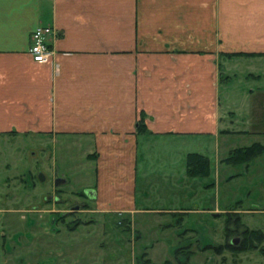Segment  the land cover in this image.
I'll return each mask as SVG.
<instances>
[{
	"label": "crops",
	"instance_id": "crops-1",
	"mask_svg": "<svg viewBox=\"0 0 264 264\" xmlns=\"http://www.w3.org/2000/svg\"><path fill=\"white\" fill-rule=\"evenodd\" d=\"M39 24L46 62L28 52ZM263 55L264 0H0V134L80 137L96 162L84 195L132 210L153 150L167 154L152 138L228 129Z\"/></svg>",
	"mask_w": 264,
	"mask_h": 264
},
{
	"label": "rangeland",
	"instance_id": "rangeland-1",
	"mask_svg": "<svg viewBox=\"0 0 264 264\" xmlns=\"http://www.w3.org/2000/svg\"><path fill=\"white\" fill-rule=\"evenodd\" d=\"M248 58L254 69L244 76L259 75L239 87V118L227 115L232 100L221 104L228 129L152 138L167 154L157 159L153 150L132 210L103 211L84 195L96 162L80 137L0 134V264H264V238L242 251L226 246L243 228L264 233V150L247 162L223 160L236 147L264 144V55ZM193 151L208 156V175L186 173ZM57 176L65 181L55 185Z\"/></svg>",
	"mask_w": 264,
	"mask_h": 264
},
{
	"label": "trees",
	"instance_id": "trees-1",
	"mask_svg": "<svg viewBox=\"0 0 264 264\" xmlns=\"http://www.w3.org/2000/svg\"><path fill=\"white\" fill-rule=\"evenodd\" d=\"M264 150V144L260 141H254L250 144L234 148L223 160L227 163H242L247 162L252 157L258 155ZM186 173L189 176H206L209 174L210 166L208 156L199 152H191L186 156ZM236 212V211H235ZM231 217L226 219L227 223ZM239 213L234 215L235 225L240 224ZM227 228H229L227 226ZM229 230V229H228ZM240 241H232V238L226 243V246L235 251H242L255 247V240L264 238V233L256 228H243ZM221 246H216L215 250H220ZM161 264H173L169 259H165Z\"/></svg>",
	"mask_w": 264,
	"mask_h": 264
},
{
	"label": "built area",
	"instance_id": "built-area-1",
	"mask_svg": "<svg viewBox=\"0 0 264 264\" xmlns=\"http://www.w3.org/2000/svg\"><path fill=\"white\" fill-rule=\"evenodd\" d=\"M53 32L52 26L39 24L31 32V41L28 52L36 62H46L52 50L49 43V35Z\"/></svg>",
	"mask_w": 264,
	"mask_h": 264
},
{
	"label": "water",
	"instance_id": "water-1",
	"mask_svg": "<svg viewBox=\"0 0 264 264\" xmlns=\"http://www.w3.org/2000/svg\"><path fill=\"white\" fill-rule=\"evenodd\" d=\"M65 179L63 177L57 176L54 180V184L57 185L60 182H64ZM85 192H87L89 195H93L94 194V190L90 189V188H86ZM238 238V237H237ZM237 238H232V241H236Z\"/></svg>",
	"mask_w": 264,
	"mask_h": 264
}]
</instances>
